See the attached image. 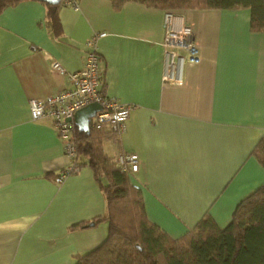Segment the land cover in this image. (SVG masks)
<instances>
[{"label": "crops", "instance_id": "0c3cea01", "mask_svg": "<svg viewBox=\"0 0 264 264\" xmlns=\"http://www.w3.org/2000/svg\"><path fill=\"white\" fill-rule=\"evenodd\" d=\"M56 34L50 3L25 0L0 14V264H73L98 246L109 221L107 201L88 157L62 183L71 164L53 120H33L31 98L71 86L84 67L88 39L98 40L102 90L133 104L126 131L105 139L104 152L139 156L130 172L148 219L173 238L207 215L220 228L237 205L264 186L254 149L264 136V31L251 29V11L192 9L197 62L184 61L179 80H165L166 10L128 1L62 0ZM59 29V31H60ZM58 60L66 73L52 70ZM78 164V163H77Z\"/></svg>", "mask_w": 264, "mask_h": 264}, {"label": "trees", "instance_id": "16d2710c", "mask_svg": "<svg viewBox=\"0 0 264 264\" xmlns=\"http://www.w3.org/2000/svg\"><path fill=\"white\" fill-rule=\"evenodd\" d=\"M22 1L25 0H0V14ZM111 1L116 9L135 1L177 14L192 9L249 8L251 29L264 31V0ZM61 4L63 2L50 5L49 14L56 34L61 33L58 15ZM112 137L114 133L109 126L91 125L89 133L76 128L78 157L87 156L96 173L106 197L107 216L79 222L72 229L89 228L104 218L109 221V229L98 246L78 254L73 264H264V186L237 205L225 228H220L213 217L207 215L194 229L173 238L148 219L142 191L132 184L130 172L118 166L116 157L104 152V140ZM253 153L264 166V136ZM77 163L80 166V162Z\"/></svg>", "mask_w": 264, "mask_h": 264}, {"label": "built area", "instance_id": "2783aa9c", "mask_svg": "<svg viewBox=\"0 0 264 264\" xmlns=\"http://www.w3.org/2000/svg\"><path fill=\"white\" fill-rule=\"evenodd\" d=\"M79 0H64L65 5L78 8ZM165 38L163 41L165 54V80H179L181 66L184 61L197 62L200 51L195 40L192 26L183 20L181 15L166 11ZM107 33L95 32L87 41L88 51L84 67L69 74L71 86L45 98H31L30 112L33 120L50 118L59 138L64 145L65 154L71 164L64 168L56 177L55 182L62 183L70 174L79 169L77 164L78 144L75 139L77 124L75 113L90 104L99 102L102 110L93 117L91 125L96 127L109 126L116 140L126 131V123L134 105L123 103L116 98L104 94L102 57L97 44ZM52 70L66 73L64 66L58 61L51 62ZM118 166L124 171L136 172L139 168V156L135 153H120L116 156Z\"/></svg>", "mask_w": 264, "mask_h": 264}, {"label": "water", "instance_id": "95a60500", "mask_svg": "<svg viewBox=\"0 0 264 264\" xmlns=\"http://www.w3.org/2000/svg\"><path fill=\"white\" fill-rule=\"evenodd\" d=\"M50 4H59L62 0H42ZM102 105L99 102H91L90 104L79 109L74 115V121L80 131L89 133L91 130V122L93 117L99 110H102Z\"/></svg>", "mask_w": 264, "mask_h": 264}]
</instances>
